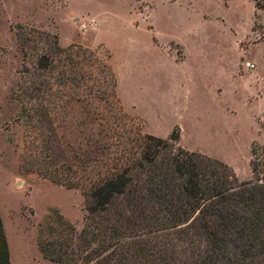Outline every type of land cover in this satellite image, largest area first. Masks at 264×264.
Here are the masks:
<instances>
[{"label":"rangeland","instance_id":"1","mask_svg":"<svg viewBox=\"0 0 264 264\" xmlns=\"http://www.w3.org/2000/svg\"><path fill=\"white\" fill-rule=\"evenodd\" d=\"M254 1L0 0V200L15 264H57L41 245L77 242L86 214L83 151L89 133L98 137L91 118L112 111L62 103L48 117L56 131L47 124L41 131L35 113L23 111L31 105L24 86L47 44L23 50L18 25L87 50L78 56L80 70L93 71L97 85L104 77L93 60L106 63L123 111L145 133L177 130L182 147L223 160L249 180L253 148L259 160L264 151V8ZM91 19L95 28L81 27ZM248 61L256 67L248 69ZM67 90L65 100L77 97ZM75 180L78 186H69Z\"/></svg>","mask_w":264,"mask_h":264},{"label":"trees","instance_id":"2","mask_svg":"<svg viewBox=\"0 0 264 264\" xmlns=\"http://www.w3.org/2000/svg\"><path fill=\"white\" fill-rule=\"evenodd\" d=\"M255 1L264 8L263 0ZM17 28L23 50L47 44L32 72L26 70L31 81L24 86L31 105L23 111L35 113L41 131L46 124L56 131L48 117L62 103L95 109L104 104L112 110L110 115L94 112L98 137L89 133L83 151L84 226L76 243L41 245L47 259L57 264H264V151L259 160L253 148L255 178L241 180L223 160L182 147L177 130L168 137L145 133L123 111L116 76L106 63H92L104 77L100 86L93 71L80 70L78 56L87 50L62 47L58 35L37 27L32 32ZM66 88L75 89L77 97L65 100ZM0 264H11L1 211Z\"/></svg>","mask_w":264,"mask_h":264},{"label":"crops","instance_id":"3","mask_svg":"<svg viewBox=\"0 0 264 264\" xmlns=\"http://www.w3.org/2000/svg\"><path fill=\"white\" fill-rule=\"evenodd\" d=\"M254 2H255V5H256V1H254ZM155 37H156L155 35L152 36V42H153L154 45H156L155 42H154ZM0 211H1L2 219H3L5 234H6L8 245H9V250H10V255H11V264H15L14 247L12 246V243H11V238H10V234H9V228H8L6 215H5V203L1 202V200H0ZM37 257L42 259V260H44V261H49L43 255L42 256L41 255L40 256L37 255Z\"/></svg>","mask_w":264,"mask_h":264},{"label":"built area","instance_id":"4","mask_svg":"<svg viewBox=\"0 0 264 264\" xmlns=\"http://www.w3.org/2000/svg\"><path fill=\"white\" fill-rule=\"evenodd\" d=\"M96 25H97L96 21L94 19H91L89 23H82L81 27L84 29L88 27L95 28ZM245 64L248 69H254L256 67V65L250 61L246 62Z\"/></svg>","mask_w":264,"mask_h":264}]
</instances>
